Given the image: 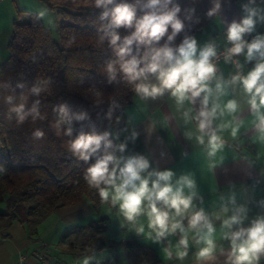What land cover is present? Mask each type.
<instances>
[{
	"label": "crops",
	"instance_id": "obj_1",
	"mask_svg": "<svg viewBox=\"0 0 264 264\" xmlns=\"http://www.w3.org/2000/svg\"><path fill=\"white\" fill-rule=\"evenodd\" d=\"M247 9H254L257 13L253 17V32L264 36V0L227 1L215 17L191 36L197 42V55L210 41L218 45L229 42L228 27L233 22L241 23L249 14ZM29 14L39 16L43 23L44 19L55 21L54 12L39 0H0V64L10 55L13 23L26 19ZM237 62L241 71L239 75H247L259 61L258 58L248 61L245 49L237 56ZM236 75L238 71L233 62L223 59L214 77L207 82L209 91L182 103H178L169 90L155 98L135 93L124 109V126L118 132H111L113 149L121 143L126 145L123 153L116 150L117 156L140 155L149 161V168L142 176L170 170L174 173L172 183L175 184L181 175H192L196 182V196L183 216L176 218L181 221L183 232L178 228L157 240L156 232L148 227L146 208L145 213L128 221L119 213L118 205L113 206L109 201L94 208L88 199L83 198L53 212L38 226L34 235H30L24 225L13 222L8 228L9 235L0 237V264H16L18 261L25 264H93L106 259H113V264H128L120 243L129 239L150 247L158 258L156 264H231V239L225 238L224 233L248 228L252 221L264 217V139H261L258 120L249 104L250 94L244 91L239 81L232 80ZM147 83L159 86L155 75H150ZM206 95L207 110H211L214 104H219L222 109L229 100L237 103L238 110L220 116V109H217L211 126L201 132L198 124L202 118L197 117L204 108L202 102ZM261 113L264 114V109ZM221 124L228 127L220 129ZM233 127H237L235 135H232ZM212 131H216L222 144L214 154H210L209 145ZM200 136L204 138L203 144L198 140ZM184 191L188 194L187 188ZM158 207L165 206L160 203ZM240 207L247 210L246 219L231 229L224 228L223 221ZM201 210L216 229L213 237L215 252L209 260L198 259L197 253L205 245L197 243L198 230L190 229L191 217ZM100 217L107 219L101 237L107 245L116 246L87 253L77 251L84 244L87 233L80 228ZM141 227L143 232L139 231ZM66 232V242L60 243ZM185 234L189 244L187 249H181L187 252L181 259L177 255V245ZM69 245L76 251H69ZM165 249L168 256H165ZM258 264H264V254L260 255Z\"/></svg>",
	"mask_w": 264,
	"mask_h": 264
},
{
	"label": "trees",
	"instance_id": "obj_2",
	"mask_svg": "<svg viewBox=\"0 0 264 264\" xmlns=\"http://www.w3.org/2000/svg\"><path fill=\"white\" fill-rule=\"evenodd\" d=\"M55 14L56 34L34 14L13 23L9 41L10 55L0 64V237L9 235L13 222L24 225L30 235L56 210L79 200L88 199L94 208L102 203L96 189L84 180L86 169L103 154V142L96 156L85 162L70 151V144L79 135H102L118 132L125 122V107L131 102L135 84L129 83L119 64L116 79L109 83L106 66L117 57L102 27V9L94 0H39ZM235 0H172L180 7L179 19L184 28L170 46L178 47L186 36L191 37L216 16L208 12L219 3ZM135 3V0H116ZM146 2V0H145ZM114 5L109 6V10ZM171 7V5H169ZM142 15L137 11V17ZM111 30V29H109ZM123 39L134 28L115 29ZM168 33L151 45H132V55L142 57L146 51L164 46ZM101 36H105L103 41ZM130 58V57H129ZM143 66V65H141ZM150 76V75H149ZM39 87L40 93L32 89ZM38 102V103H37ZM24 106L25 120L19 123L14 109ZM63 105L65 112L60 111ZM33 107L40 116L33 119ZM86 113V118L77 116ZM72 129L71 135L66 130ZM42 139L34 137L37 130ZM112 151V149H109ZM111 167V165H110ZM106 217L80 229L87 231L84 244L77 251H99L107 247L101 234ZM68 233L60 238L67 240ZM91 244L94 246L90 248ZM128 264H156L153 250L136 239L120 243ZM69 251H76L69 245ZM113 259L100 263L113 264Z\"/></svg>",
	"mask_w": 264,
	"mask_h": 264
},
{
	"label": "clouds",
	"instance_id": "obj_3",
	"mask_svg": "<svg viewBox=\"0 0 264 264\" xmlns=\"http://www.w3.org/2000/svg\"><path fill=\"white\" fill-rule=\"evenodd\" d=\"M95 7L102 9L101 19H107L110 15L109 24L102 27L109 45L113 48L117 57L116 61H110L106 66L109 74V83L116 79L115 64H119L120 70L129 83L141 81L135 84V92L144 97L155 98L162 95L165 90H169L172 97L178 103L184 100L199 97L202 92L209 91L208 81L215 73L216 67L212 62L217 53L213 46L208 45L202 48L197 55V42L194 38L186 36L178 47L170 46L176 35L182 31L184 24L178 17L180 7L172 4V0H135V3H117L116 0H94ZM114 5L109 10V6ZM171 5V7H169ZM220 9L219 3L215 5L208 15H214ZM248 16L241 23L233 22L227 29V39L232 43L228 49L226 60L234 55L245 52L248 61L257 59L254 68L247 75H236L233 82L239 81L246 93L250 94L249 104L258 120L257 128L264 139V36L258 35L250 43L246 42L244 36L254 30V19L256 11L247 9ZM137 11L142 15L137 17ZM120 27L134 28L129 35L121 39L120 34L115 31ZM171 28V34L167 35V42L164 46L153 48L137 58L132 55V45H151L153 41H159ZM111 29V30H109ZM105 36H101L103 41ZM130 57V58H129ZM143 65V66H141ZM149 75H155L159 81V86L147 83ZM219 88V85H217ZM33 93L39 94L41 89L34 87ZM191 94L189 96L188 94ZM38 103V102H37ZM204 108L199 112L198 129L203 132L212 124V119L217 116L219 104H214L211 110H207L208 96L203 99ZM238 110L237 103L229 100L222 109L220 116L225 113L233 114ZM19 115V123L25 120L23 113L24 106L19 105L14 109ZM60 111L65 112L63 105ZM35 115L33 119L40 116L37 108L31 110ZM86 113H81L77 119L86 118ZM187 115V114H185ZM228 127L221 124L220 129ZM237 127L232 128V135H235ZM72 129L66 130V135H71ZM37 139H42L43 131L37 129L33 133ZM133 133V137H135ZM109 133L102 135H79L70 144V151L79 159L87 162L96 156L101 149L103 142V154L96 156L84 173V180L90 189H96L102 202H111L113 206L118 205L119 213L128 221L135 220L136 217L145 213L147 209L148 227L156 232V239L165 237L169 232L184 229L181 221L176 219L191 207L193 197L196 196V182L191 174L181 175L172 183L173 171L165 170L159 172H149L147 176H142L149 168V161L140 155L125 158L123 155L117 156L116 150L120 153L125 151L126 145L121 143L113 149L112 141L108 139ZM201 144L204 143L203 136L198 137ZM210 154L222 146L220 137L216 131H212L209 136ZM109 149H113L110 151ZM121 164L123 166H121ZM111 165V167H110ZM155 176V179L152 177ZM151 184V186H150ZM185 188L188 194H185ZM162 203L165 207H158ZM174 210V212L172 211ZM228 211L227 208L224 210ZM247 210L244 207L237 208L233 215L223 221V227L231 229L233 225L242 224L246 219ZM190 229H197V243H203L197 253L199 260H209L213 258L215 252L214 228L211 221L201 210L196 212L190 220ZM140 232L144 229L141 227ZM225 238L231 239V253L229 259L231 264H258L261 254H264V217H259L252 221L248 228L241 227L238 231L224 233ZM189 244L188 236L185 234L177 245V255L183 259ZM168 256V250H164Z\"/></svg>",
	"mask_w": 264,
	"mask_h": 264
},
{
	"label": "built area",
	"instance_id": "obj_4",
	"mask_svg": "<svg viewBox=\"0 0 264 264\" xmlns=\"http://www.w3.org/2000/svg\"><path fill=\"white\" fill-rule=\"evenodd\" d=\"M256 36H257L256 33H254L252 31L251 33H246L245 36H244V39H245L246 42H248V41L254 39ZM208 45L213 46L215 48V50H216L217 55H216V57L213 58L212 62L214 63L215 67L217 68L219 63L223 59H226L227 51H228L229 48L232 47V43L231 42H226V43H224L222 45H218L215 42L210 41L208 43ZM237 56L238 55L232 56V58L230 60L233 62L234 66L237 68L238 74H240L241 71H240V68H239V65H238V62H237ZM93 246H94V244H91V247H93ZM16 264H25V263H23L21 261H18Z\"/></svg>",
	"mask_w": 264,
	"mask_h": 264
},
{
	"label": "rangeland",
	"instance_id": "obj_5",
	"mask_svg": "<svg viewBox=\"0 0 264 264\" xmlns=\"http://www.w3.org/2000/svg\"><path fill=\"white\" fill-rule=\"evenodd\" d=\"M51 18H53V20H54V17H51ZM44 24H45L47 27L51 28L52 31L54 32V34L57 35V34H56V28H57L56 20H55V21H52V19H51V20H47V19L45 20V19H44ZM91 248H92V247L90 246L89 249H91Z\"/></svg>",
	"mask_w": 264,
	"mask_h": 264
}]
</instances>
